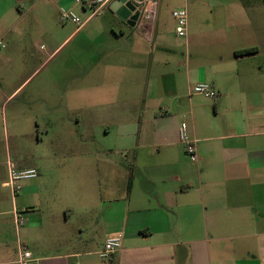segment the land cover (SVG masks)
<instances>
[{"label":"crops","instance_id":"crops-1","mask_svg":"<svg viewBox=\"0 0 264 264\" xmlns=\"http://www.w3.org/2000/svg\"><path fill=\"white\" fill-rule=\"evenodd\" d=\"M90 1L0 0L4 43L0 59L12 67L17 61L36 60V55L28 53L30 35L41 32L52 39V33L49 26L35 28L33 17L54 18L62 8L73 10L78 3L83 11L90 10ZM158 5V0H149L136 6L140 17L133 28L127 25L129 30L111 25L118 18L115 12L110 10L111 17L102 15L110 25L93 33L102 34L103 39L92 44L90 59L65 68L75 73L76 82L88 83L87 90L75 92L79 101L91 102L88 109L114 114L107 109L116 107L127 118L121 127L120 120L114 123L121 128L118 144L104 151V170L90 175L98 184L90 192V203L73 207L42 201L39 179L26 192L35 199L22 226L23 240L13 222L17 237L13 253L6 247L11 230L0 219V264H19L18 245L40 264H264V108L248 105L249 96H264V91L259 92L240 72L238 66L249 56H235L247 48L256 49L252 55H257L260 48L242 46L227 59L218 54L214 61L194 65L189 56L182 63L186 75L181 90L175 74L180 69L176 71L168 59L157 58L155 15L149 33L143 26L146 12L154 9L156 14ZM245 7L235 15L249 23L254 14ZM99 13L91 12L81 27L53 42L43 63L67 39L83 33ZM254 70L258 78L264 75L261 67ZM197 83H209L217 98L196 101V96H202L192 92ZM17 89L1 91L0 85V108ZM186 101L188 133L196 143V168L179 141L181 108ZM126 112L136 114L135 118L129 119ZM18 169L41 174L39 166ZM1 187H8L7 182ZM68 191L72 193V187ZM88 229L99 232L100 238L88 239L84 235ZM112 237H120L121 247L110 260L100 261L98 253Z\"/></svg>","mask_w":264,"mask_h":264},{"label":"rangeland","instance_id":"rangeland-1","mask_svg":"<svg viewBox=\"0 0 264 264\" xmlns=\"http://www.w3.org/2000/svg\"><path fill=\"white\" fill-rule=\"evenodd\" d=\"M158 2L154 14L159 33L156 42L160 44L157 58L168 59L176 71L180 69V72L175 73L178 75L176 83L179 89L184 90L186 70L182 63L189 59V56H192L191 63L194 65L208 60L214 61L218 54L227 59L233 56L234 49L242 46H257L260 48L259 54L245 58L243 65L238 67L250 84L256 86L259 92L264 91V75L258 78V74H254V69L259 70L260 67L264 69V0H158ZM246 5L254 14L249 23L235 15V12L246 8ZM27 8L24 6V10ZM67 8H62V12L68 11ZM181 10L187 12L186 38L176 35L175 20L172 17L174 11ZM70 11L80 22H84L92 12L91 9L83 11L79 3ZM105 13L107 17H111L109 6L96 15L97 19L86 24L83 33L67 39L45 63L44 56L49 53L52 43L62 41L76 29V25L68 20L62 22L61 15L54 18L49 15L44 18L33 17L35 28L40 25L49 26L52 33V39L41 32L30 35L31 45L28 47V53L36 55V60L29 64L17 61L12 67L0 59L1 91L9 90L11 87L18 88L6 105L0 108V219H3L11 230L10 236H6L9 253L17 249L12 212L13 210L23 212L22 215L26 219L30 212V203L35 199L34 196L26 194L28 187L40 179L42 201L52 204L63 202L73 207L90 203V192L98 186L90 175L92 172L104 170V151L118 144L120 127L124 118H127L122 114L124 111L119 113V108H106L115 112L109 114L88 109L87 106L91 105V102L85 97L79 101L75 95L77 89L87 90L88 83L76 82L75 73L65 71L66 67L75 68V63L83 61L87 63L90 59L92 44L98 38L103 39L102 34L93 33L98 28L110 25L107 18H101ZM113 21L111 25L114 24L115 28L129 30L118 18L115 17ZM147 23V19L144 18L143 26ZM1 43L4 44L0 39V45ZM0 51H3L1 46ZM194 99L199 103L211 101L203 96H196ZM222 99L224 106H228V98ZM248 100V105L264 108V96H249ZM187 101L186 104H182L183 120L180 123V125L185 123L186 126ZM126 114L131 120L136 116L127 112ZM119 120L120 127L114 124ZM106 126L110 131H105ZM130 131L133 132V129L130 128ZM186 157L196 168L197 163L187 155ZM7 162H11L17 168L34 165L39 166L41 170L38 179L17 183L21 189L14 198L9 187H1V184L8 181ZM60 187H65V190H59ZM71 187L72 193L68 191ZM76 221L79 219L75 218ZM19 229L23 240V227ZM84 235L93 240L100 238L99 232H90L89 229Z\"/></svg>","mask_w":264,"mask_h":264},{"label":"built area","instance_id":"built-area-1","mask_svg":"<svg viewBox=\"0 0 264 264\" xmlns=\"http://www.w3.org/2000/svg\"><path fill=\"white\" fill-rule=\"evenodd\" d=\"M109 0H91L89 3L93 14H97L102 10ZM134 5L139 6L144 3H149V0H128ZM152 6H154L153 3ZM154 9L146 12L145 19L148 23L144 25L145 31L149 33L152 30ZM172 17L175 20V33L178 37L184 38L187 35V12L186 10L174 11ZM60 20L65 22L66 20L72 22L76 27H81L83 22L75 16L70 10L61 13ZM192 92L197 95H202L208 99L214 100L217 98V92L209 83H197L193 86ZM179 141L184 147L185 154L192 161H197L196 156V143L190 138L188 128L185 123L179 126ZM8 181L7 186L10 188L12 196L21 189L17 184L19 181L32 180L37 177V171L35 169H18L11 162H7ZM23 212L13 210L12 216L16 229L25 225V218ZM121 239L120 237H112L105 240L102 249L98 253L99 259L102 261L110 260L113 255L120 249ZM19 250V264H40L38 259L33 258L30 251L23 248L22 245H18Z\"/></svg>","mask_w":264,"mask_h":264},{"label":"water","instance_id":"water-1","mask_svg":"<svg viewBox=\"0 0 264 264\" xmlns=\"http://www.w3.org/2000/svg\"><path fill=\"white\" fill-rule=\"evenodd\" d=\"M109 9L126 25L133 28L140 17V11L128 0H113Z\"/></svg>","mask_w":264,"mask_h":264},{"label":"trees","instance_id":"trees-1","mask_svg":"<svg viewBox=\"0 0 264 264\" xmlns=\"http://www.w3.org/2000/svg\"><path fill=\"white\" fill-rule=\"evenodd\" d=\"M255 50L256 49H254V48L242 49V50L236 51L235 56H237V57L250 56L255 52ZM129 186H130V179H129Z\"/></svg>","mask_w":264,"mask_h":264}]
</instances>
